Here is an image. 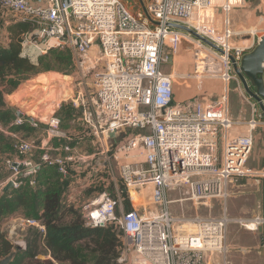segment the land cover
I'll use <instances>...</instances> for the list:
<instances>
[{"label":"built area","instance_id":"obj_1","mask_svg":"<svg viewBox=\"0 0 264 264\" xmlns=\"http://www.w3.org/2000/svg\"><path fill=\"white\" fill-rule=\"evenodd\" d=\"M140 1L143 7L133 10L131 0H0L6 16L13 14L36 26L22 42V56L37 64L40 56L52 49L69 50L81 76L93 74L95 83L94 96L86 98L81 91L79 102L75 101L74 106L82 113V134L70 135L61 126V119L52 116L40 144L18 138L14 143L16 156L5 159L8 177L0 182V192L9 181L14 183L12 189L20 188L22 178H29L30 185L37 186L36 176L43 165L56 166L63 176L71 177L69 164L80 161L73 143L92 137L103 153L116 145L112 157L118 162L120 182L132 203V188H151L153 209L126 210L121 190H103L80 208L87 225L113 224L123 232L120 264H229V224L236 222L258 230L264 226V214L240 218H231L226 211L208 218L175 215L171 204L184 199L173 201L168 194L184 189L193 201L227 199L233 178L264 179V166H248L254 131L262 117L255 115L258 103H251L249 94L243 95L255 116L246 132L238 130L241 121L230 114V84L237 79L230 72L231 56L240 63L264 34L243 47L232 45L233 37L239 34L229 16L233 0ZM217 8L220 14L215 12ZM168 23L188 26L222 52ZM167 41L178 50L184 49L186 42L193 45L197 59L194 73L183 71V65L173 66L170 72L163 69ZM203 51L211 52L220 62L201 65ZM216 64L221 67L217 69ZM209 66L219 70L218 77L226 85L221 94L215 99L204 95L179 103L175 78H199L201 67ZM26 123L39 127L34 117L25 118V114L16 117L12 125ZM124 129L138 132L117 143ZM6 131L0 122V132ZM108 131H115V138H108ZM54 139L66 142L56 148L60 153L52 155ZM104 165L109 169L110 163ZM32 227L41 233L46 230L40 219L24 217L12 231ZM13 244L26 249L24 235L18 234ZM211 255L215 258L209 259Z\"/></svg>","mask_w":264,"mask_h":264},{"label":"rangeland","instance_id":"obj_2","mask_svg":"<svg viewBox=\"0 0 264 264\" xmlns=\"http://www.w3.org/2000/svg\"><path fill=\"white\" fill-rule=\"evenodd\" d=\"M153 1V0H146V2ZM258 0H252V3L255 4ZM251 5H247L245 7L236 8L240 10L239 16H241L242 10V17L243 20L249 15L251 12V19L250 24L242 23L236 28L234 25L233 28L238 31V36L244 35L247 33L248 29H250V25H257L258 30L256 31L259 36L264 34V5L262 11L254 10L252 11ZM4 16V13L0 11V17ZM245 15V16H244ZM221 17V16H220ZM4 18L8 20H18L20 21L21 18L17 17L13 14H8ZM225 16H223V19ZM263 19V20H262ZM218 26V29H221L219 22H215ZM253 30V28H252ZM255 32V33H256ZM6 29L4 26V21L2 18L0 19V45H6L7 41V34ZM29 33V32H28ZM28 33L23 34V41L28 37ZM232 45L237 47H243L248 43L244 42L243 39H236V36L233 37L231 41ZM257 46V44H256ZM255 46V47H256ZM184 49L178 50L177 47L173 46L171 42L167 41L165 44V52L164 55L166 61L163 64L164 70H170L171 65L175 64L176 67L184 66L182 68L185 72L194 73L196 71L195 63H196V49H193V45L186 42L183 46ZM205 53L204 51L202 54ZM45 55V54H44ZM204 55V54H203ZM207 55V56H206ZM205 57V58H204ZM200 56V59L203 60L201 65H209L210 63H218L220 62V58L211 56L210 54H206ZM206 60V61H205ZM184 61L189 62L183 63ZM215 65V64H214ZM213 67V66H212ZM217 69L221 66L220 64H216ZM203 68V69H202ZM206 67H201V73L199 78H195L194 81H201L205 82L208 86L209 92L215 91L217 95H220L222 92V86L224 85V81L219 78V70L218 72L214 71L213 68L205 69ZM231 75H235L237 79L231 80V90H230V105L234 112H239V110L251 108L250 104L244 99L243 95L248 96V93L244 90L243 91H235L233 87L238 86V81L241 82L240 78L234 71L233 65L230 68ZM217 79V80H216ZM176 86L177 92H182V82L183 79L176 77ZM192 80V79H191ZM213 82H217V85H212ZM210 84L212 86H210ZM219 84V88H218ZM25 86H29L30 88H22L19 90H15L9 93L6 98L8 103L11 107H15L18 110L24 111L30 114V117H34L36 121L39 123V127L35 128L34 131L29 132L27 130L21 129L20 131L11 130L12 128H8L9 134L6 136L5 142H3V146L8 149L6 151L9 152V156L16 155V151L14 148V143L18 138H25V139H32L35 140L37 144H40L41 141L45 138V129L48 126V121L52 116H57L61 119V126L70 134L74 135L76 131H83L84 125L82 120V114H77L75 109V101L79 102L80 92L83 91V95L87 98L94 96L95 94V83H94V75L88 74L86 77H82L81 73L76 68L74 61L72 59L71 63L67 66H60L57 69H53L50 71H41L40 73L31 76L28 81L25 82ZM27 89V92L24 90ZM81 100V99H80ZM64 106V108H63ZM245 106V108H244ZM63 109V110H62ZM69 111L72 113V117L65 116L61 112ZM60 112V113H59ZM61 114V115H60ZM32 115V116H31ZM264 122V120L262 121ZM15 126V125H13ZM138 131H132L131 129H124V133L118 138L117 143L124 141L130 135L137 133ZM126 134V135H125ZM65 140L54 139L52 141L53 149L51 150L52 155L56 153H60L61 150H57V147H60L62 144H65ZM89 144V143H88ZM98 145V144H97ZM95 148V146H93ZM99 150L97 152H101V147L98 145ZM114 146H110L109 152L107 153H100L95 158H88L87 160H80L76 163L69 164L70 172L77 173V168L79 171L86 175L90 172L92 175V179H99L103 178L105 181L109 182L114 188L115 183H118L120 189L123 188V185L120 182L119 178V166L118 162H116L112 155L115 151ZM88 149H93L88 147ZM38 154L40 155L41 150H37ZM5 157L0 159V182L6 179L8 176L5 168ZM260 156L256 151H253L251 154L250 161L248 166L261 168L263 164L259 166L260 163ZM264 160V157H263ZM110 163L109 169L107 166L104 165V162ZM96 173V174H94ZM94 174V176H93ZM6 175V176H5ZM233 179H243V178H233ZM257 179V178H252ZM259 180V179H258ZM262 184V192H257V196L261 195L264 197V179H260ZM102 181V180H101ZM242 182V181H240ZM101 188V187H98ZM137 189V191H136ZM179 190H171L168 194V198L171 200H176L179 198H183L184 200L181 202H173L171 204V210L175 215L185 214L187 217H192L195 215H199L204 218L208 217H219L225 213H228L229 217L231 218H240L243 217H252L254 214L261 212L264 209V198L263 201L260 199L261 206H259V197L255 199H245V198H236L235 200V207L233 213L231 212L229 201L232 197L233 189H231V184L228 186L229 197L227 199L223 197H216V198H205L198 201H193L188 199L186 194L183 191ZM237 190V189H234ZM115 191V190H114ZM115 193V192H114ZM131 195L133 196V203H135L137 208H141V210L145 207L147 209H153L154 205L151 201V188H132ZM137 197L138 199H136ZM206 201L209 204L205 203ZM19 230V229H18ZM28 231V228L25 230ZM240 234L241 231H252L247 229L246 227L242 226L240 223L231 222L228 227V253H227V260L229 264H264V254L261 252V248L258 244L255 243L254 240H251L250 243H240L238 242V246H231L230 244V234Z\"/></svg>","mask_w":264,"mask_h":264},{"label":"trees","instance_id":"obj_3","mask_svg":"<svg viewBox=\"0 0 264 264\" xmlns=\"http://www.w3.org/2000/svg\"><path fill=\"white\" fill-rule=\"evenodd\" d=\"M35 27L31 21L12 20L5 28L6 45H0V122L14 131L24 129L32 132L35 128L29 123L12 125L17 116L6 96L15 90L30 88L24 84L31 76L67 66L72 61L69 50L52 49L40 56L37 64L22 56V36ZM24 90L27 92V89ZM75 111L77 114L81 112L80 109ZM63 113L65 116L73 115L69 111ZM24 114L25 118L30 116L25 111ZM6 137L0 132V159L9 153L3 146ZM8 156L4 159L11 157ZM36 179L38 184L35 187L30 185L29 178H22L20 188L0 192V219L22 213L25 217L40 219L46 230L41 233L36 228H29L24 235L26 249H22L12 243L6 230L0 229V261L14 254L9 264H120L118 259L123 246V232L113 224L87 225L81 209L64 202L63 196L71 177L63 176L56 166L43 165ZM121 193L125 209H133L128 193L122 188ZM41 242L46 246L49 258L38 257L42 252Z\"/></svg>","mask_w":264,"mask_h":264},{"label":"crops","instance_id":"obj_4","mask_svg":"<svg viewBox=\"0 0 264 264\" xmlns=\"http://www.w3.org/2000/svg\"><path fill=\"white\" fill-rule=\"evenodd\" d=\"M36 3H42L45 0H32ZM234 3L233 6V10L230 13V21H231V25L232 27L235 25L236 28L239 26V24L245 23L244 25H248L250 24V19H251V12L249 13V15L245 18V20H243L242 17V10H241V16H239V12L240 10L236 9V8H240V7H245L247 5H251V10H257V11H262L263 5H264V0H258L255 4L252 3V0H233L232 1ZM148 2H145V4H147ZM131 7L133 8V10H140L143 7V4L140 0H131ZM0 11L4 12L1 8ZM218 14H220V8H217V10L215 11ZM6 15L4 13V16L2 15L0 17V19L2 18V20L4 21V26L6 28V26L12 22V20H8L6 18H4ZM245 16V15H244ZM263 20V19H262ZM259 24H255V25H250V29H248L247 35H251L250 38L247 39H243L244 42H248V41H254L257 39V35L258 33H251V30L253 28H258ZM234 29V28H233ZM236 32H238L239 30L234 29ZM237 36V35H236ZM175 66V64L171 65L170 70H165L167 72H170L172 70V67ZM212 66H209L207 68H210ZM194 79H190L188 81H184L182 82V92H177V86L175 87V94H176V100L179 103H183V102H187L193 99H197L200 98L201 96H207L211 99H215L217 98L219 95H217V93L215 91H210L211 89L208 88L209 85H207L205 82H201V81H194ZM217 80V79H216ZM217 82H213L212 85H217ZM210 84V86H212ZM226 85L222 86V91L225 88ZM241 86V89L240 87ZM218 88H219V84H218ZM243 84L242 82L238 83V86L233 87V89L235 91H243ZM231 90V87H230ZM245 90V88H244ZM246 91V90H245ZM247 92V91H246ZM246 96V95H245ZM248 98V97H247ZM231 99V98H230ZM249 104L250 102L244 98ZM251 103H258L254 98L250 99ZM245 108V106H244ZM230 114L232 116L233 119L237 120V121H241L238 130L240 132H246L248 131V123L249 120L254 116L253 110L252 108H248L247 109H240L239 112H234L231 108L230 105ZM260 114H262V117L259 119V125L256 128V130L254 131V135H255V144H254V148L253 151H256L258 153V155L260 156L261 160L259 163V166L261 164H263L264 166V124H263V120H264V112L263 110L260 108L259 103H258V109L256 112V117H258ZM242 126H246L247 129H242ZM9 127H6V130ZM83 131H76L74 133V137H78L80 134H82ZM5 135L9 134V132H5ZM89 143V144H88ZM73 146L75 147V151L74 154H77L78 159L80 160H87L88 158H92V157H96L97 155H100V153L104 154L103 152H97L99 150L96 141L92 138V137H86L80 141H77L73 143ZM95 146V148L93 147ZM88 147L93 148V149H88ZM252 151V153H253ZM9 155V153H5L3 156L7 157ZM16 155H12L11 157H15ZM9 157V156H8ZM97 158V157H96ZM251 158V156H250ZM249 158V161H250ZM248 161V163H249ZM78 161H74L73 163H76ZM72 163V164H73ZM252 167V166H249ZM252 168H257V167H252ZM77 173H72L71 175V182L68 186V188L66 189L63 199L64 202L67 205H74L76 208H81L82 205L86 204L87 202L93 200L95 197H97L99 195V193L103 190H108L111 193H114L120 189L119 184H115V188L107 181H105V179H103L102 177L97 179H92V175L89 173H87L86 175H84L83 173H81L79 171V168L76 169ZM6 172L8 174V171L6 169ZM94 176V174H93ZM8 176H6L7 179ZM102 180V181H101ZM242 181V182H240ZM264 181V180H263ZM231 184V189H233V195H235V197H232L231 200L229 201V206L231 209V212L233 213L234 211V207H235V200H238L236 198H245V199H252L253 197L255 199H257V197H259V206H261V202L260 199H262L263 201V196L261 197V195L257 196V192H262V184H261V180L259 179H252V178H243V179H232L230 181ZM101 187V188H98ZM119 188V189H118ZM124 190V187L122 188ZM237 189V190H234ZM257 189V192H256ZM115 190V191H114ZM134 207H136L135 203H132ZM137 208V207H136ZM138 209V208H137ZM141 210V208H139ZM235 212V211H234ZM257 214H264V209L257 213ZM256 215V214H254ZM25 216L22 213H17V214H13L11 216L5 217L3 219H0V229L1 230H6L7 231V235L8 238L12 241L13 243V239L16 238V236H18V234L20 235H25L26 231H12L14 230V226L17 223V221H19L20 219L24 218ZM243 217V216H241ZM233 234H230V244L231 246H238V242L240 241V243H250L251 240H256L255 243L258 244V246L261 248V252L264 254V226L260 227L258 230H252V231H241L240 234H234V231H232ZM40 248L42 249V252L38 255L39 258H45V257H50L49 252L47 251L46 246L44 245V243L40 245ZM215 256L211 255L209 259H214ZM13 260V259H12ZM11 260V261H12ZM10 261V262H11ZM9 262V263H10ZM8 263V264H9Z\"/></svg>","mask_w":264,"mask_h":264},{"label":"water","instance_id":"obj_5","mask_svg":"<svg viewBox=\"0 0 264 264\" xmlns=\"http://www.w3.org/2000/svg\"><path fill=\"white\" fill-rule=\"evenodd\" d=\"M130 1V0H128ZM169 26L176 27L182 30H186L190 32L191 34L195 35L196 37L200 38L216 50L222 52V49L214 44L209 39L199 35L197 32H195L193 29L189 28L186 25L183 24H177V23H168ZM251 35H242V36H236V39H247L250 38ZM231 60L233 62L234 71L240 78L245 90L247 93L254 98L258 103L260 108L264 112V78H263V62H264V36L259 41L257 47L245 54L241 60L240 63H238L233 56H231ZM13 112L16 114L17 117H24V113L18 110L15 107H11ZM31 121L32 118H29ZM106 136L108 138H115L116 133L115 131H108L106 133ZM13 181H9L7 185L4 187V191L8 192L13 188ZM142 212V210H141ZM14 257V254H10L6 258L2 259L0 261V264H8Z\"/></svg>","mask_w":264,"mask_h":264},{"label":"bare ground","instance_id":"obj_6","mask_svg":"<svg viewBox=\"0 0 264 264\" xmlns=\"http://www.w3.org/2000/svg\"><path fill=\"white\" fill-rule=\"evenodd\" d=\"M209 15H212V14H209ZM257 30H258V28H254V30L251 29V30H249V31H251V33H255ZM241 128H242V129H247L246 126H242ZM135 198L138 199L137 197H135ZM205 203L209 204L208 201H206Z\"/></svg>","mask_w":264,"mask_h":264}]
</instances>
